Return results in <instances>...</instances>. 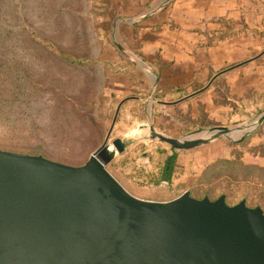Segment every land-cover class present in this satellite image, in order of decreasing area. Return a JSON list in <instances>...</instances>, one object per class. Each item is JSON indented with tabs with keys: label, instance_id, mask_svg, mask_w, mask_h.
Instances as JSON below:
<instances>
[{
	"label": "rangeland",
	"instance_id": "1",
	"mask_svg": "<svg viewBox=\"0 0 264 264\" xmlns=\"http://www.w3.org/2000/svg\"><path fill=\"white\" fill-rule=\"evenodd\" d=\"M115 18L111 0H0V150L80 167L105 143L123 100L108 142L127 147L106 170L127 194L154 203L186 192L224 196L230 207L244 201L264 214V156L254 150L264 123L242 142L221 138L182 152L151 140L148 129L175 139L207 138L216 127L251 130L264 112V54L178 102L210 81L163 94L154 63L121 40V29L111 32ZM117 86L128 87L120 99Z\"/></svg>",
	"mask_w": 264,
	"mask_h": 264
},
{
	"label": "water",
	"instance_id": "2",
	"mask_svg": "<svg viewBox=\"0 0 264 264\" xmlns=\"http://www.w3.org/2000/svg\"><path fill=\"white\" fill-rule=\"evenodd\" d=\"M121 105L105 143L80 167L0 150V264H264L260 208L244 201L230 207L224 196L197 200L188 192L166 203L145 202L107 172L127 147L121 139L108 142ZM263 123L264 112L251 130L216 127L202 139L149 130L151 140L182 152L221 138L242 142ZM235 131L243 133L233 139Z\"/></svg>",
	"mask_w": 264,
	"mask_h": 264
},
{
	"label": "crops",
	"instance_id": "3",
	"mask_svg": "<svg viewBox=\"0 0 264 264\" xmlns=\"http://www.w3.org/2000/svg\"><path fill=\"white\" fill-rule=\"evenodd\" d=\"M111 13V32L121 29V40L154 63L159 91L203 84L264 54V0H111ZM117 87L120 99L128 87Z\"/></svg>",
	"mask_w": 264,
	"mask_h": 264
},
{
	"label": "trees",
	"instance_id": "4",
	"mask_svg": "<svg viewBox=\"0 0 264 264\" xmlns=\"http://www.w3.org/2000/svg\"><path fill=\"white\" fill-rule=\"evenodd\" d=\"M179 91H182V89H166L163 92V94H171V93H175V92H179ZM240 145H242V144H239L238 146H240ZM254 150L258 152V154H257L258 156H261V157H262V155L264 156V141H263V143L258 144ZM172 159H173V157H172ZM167 163H168V161H167ZM159 179H161L162 181H165V182H169L170 172L167 171L166 168H163L160 171V178Z\"/></svg>",
	"mask_w": 264,
	"mask_h": 264
},
{
	"label": "bare ground",
	"instance_id": "5",
	"mask_svg": "<svg viewBox=\"0 0 264 264\" xmlns=\"http://www.w3.org/2000/svg\"><path fill=\"white\" fill-rule=\"evenodd\" d=\"M148 129H149V127H148ZM149 131H150V130H149ZM237 132H240V131H235V132H233L231 136H233V134H235V133H237ZM200 138H201V137H200Z\"/></svg>",
	"mask_w": 264,
	"mask_h": 264
}]
</instances>
